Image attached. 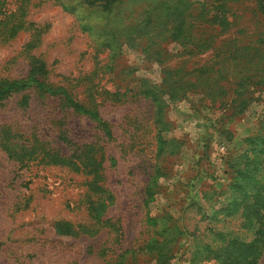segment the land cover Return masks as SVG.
Instances as JSON below:
<instances>
[{"label": "rangeland", "instance_id": "1", "mask_svg": "<svg viewBox=\"0 0 264 264\" xmlns=\"http://www.w3.org/2000/svg\"><path fill=\"white\" fill-rule=\"evenodd\" d=\"M155 1L0 0V86L27 83L0 100V264H221L256 239L217 211L226 151L264 136V17L237 0L222 33L161 43ZM256 149L236 168L264 180Z\"/></svg>", "mask_w": 264, "mask_h": 264}, {"label": "trees", "instance_id": "2", "mask_svg": "<svg viewBox=\"0 0 264 264\" xmlns=\"http://www.w3.org/2000/svg\"><path fill=\"white\" fill-rule=\"evenodd\" d=\"M84 1L90 4L104 3L107 5L122 0ZM233 2H237V0H156L154 6L148 12L150 15L155 14L156 20L154 23L158 24L150 34L152 37L160 40L161 43L172 40L179 42L182 46L188 43L194 45L192 41L194 38L197 44H201L203 40L196 39L197 33L202 31L205 33L206 31L213 30L222 33L234 25L231 17V12L234 7L232 5ZM254 3L256 10L264 17V0H254ZM150 23H152V19ZM204 41L206 43L208 40L206 39ZM246 48H250V46L243 47L242 49ZM26 84L22 81H8L3 83L0 86V100L12 91L26 87ZM151 94V98L155 100V93ZM62 99L67 106L72 107L75 111L93 117L98 122V126L103 128L102 131L105 137L111 135L108 124L103 121L98 112L92 111L76 102L66 92H64ZM161 118H163L161 109L157 107L153 122L156 124L155 128H159V130L157 129V135L160 141L161 135L165 130L162 127ZM250 140L252 143L249 145L248 150L239 158L233 157L229 150L226 151L222 164L225 165V172L229 175V180L222 195L227 191L229 193L226 194L228 197L226 207L218 210L217 213L227 215V212L233 213L243 207L242 211L247 212L245 214H247L246 219L248 223L254 224L259 230L256 232V239L252 242H246L235 237L226 245L222 246L220 249L221 264H260V259L264 253V180H257L253 173L250 175L248 172L242 176L236 168L238 167L236 164L239 163H244L248 168L256 159H259V157L252 159L251 155L260 143L262 147L256 149V151H260L264 155V136L260 137V143L258 139L251 138ZM59 158L57 154L52 155V160H58L62 163L70 162ZM130 251L132 250H126L125 254H128ZM262 264H264V261Z\"/></svg>", "mask_w": 264, "mask_h": 264}]
</instances>
